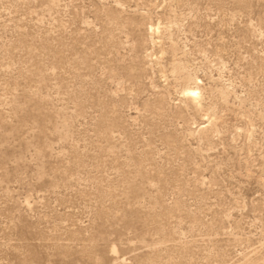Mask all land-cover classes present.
Listing matches in <instances>:
<instances>
[{"label": "rangeland", "instance_id": "obj_1", "mask_svg": "<svg viewBox=\"0 0 264 264\" xmlns=\"http://www.w3.org/2000/svg\"><path fill=\"white\" fill-rule=\"evenodd\" d=\"M0 264H264V0H0Z\"/></svg>", "mask_w": 264, "mask_h": 264}, {"label": "bare ground", "instance_id": "obj_2", "mask_svg": "<svg viewBox=\"0 0 264 264\" xmlns=\"http://www.w3.org/2000/svg\"><path fill=\"white\" fill-rule=\"evenodd\" d=\"M195 80L198 81L197 79H195ZM184 94H185L186 98H188V99H190V100H192L194 102L199 97L198 87L188 88V89L185 90Z\"/></svg>", "mask_w": 264, "mask_h": 264}]
</instances>
